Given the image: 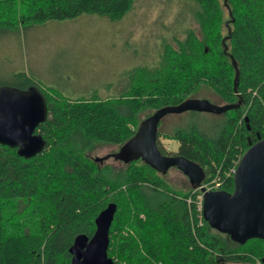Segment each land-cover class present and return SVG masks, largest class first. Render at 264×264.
Returning <instances> with one entry per match:
<instances>
[{
  "label": "trees",
  "instance_id": "1",
  "mask_svg": "<svg viewBox=\"0 0 264 264\" xmlns=\"http://www.w3.org/2000/svg\"><path fill=\"white\" fill-rule=\"evenodd\" d=\"M133 1L0 0V30L82 14L118 19ZM191 1L197 29L163 41L157 64L128 70L117 96L69 98L22 70L0 83L33 84L47 105L35 129L46 141L42 151L24 158L0 144V264H70L74 236H91L96 214L109 201L116 210L106 254L117 264H261L264 241L239 243L211 228L202 218L199 189L173 190L141 158L112 167L87 152L94 142L121 146L144 109L177 105L203 87L223 104L240 99V105L220 112L221 123L208 133L196 127L162 133L157 126L156 146L165 154L159 137L175 139L176 154L203 168L202 182L213 178L215 190H233L230 169L247 148V136H264V0ZM223 6L231 12L225 33Z\"/></svg>",
  "mask_w": 264,
  "mask_h": 264
},
{
  "label": "rangeland",
  "instance_id": "2",
  "mask_svg": "<svg viewBox=\"0 0 264 264\" xmlns=\"http://www.w3.org/2000/svg\"><path fill=\"white\" fill-rule=\"evenodd\" d=\"M194 7L196 4L191 0H134L118 19L82 14L73 19L48 20L43 24L20 27L16 31L0 30V83L12 81L13 73L22 70L69 98L117 96L127 84L128 70L157 64L163 41L183 37L189 27L197 29L192 12ZM222 13V32L225 33L229 12L224 6ZM189 97L223 104L203 87L192 91ZM152 112L144 109L138 123ZM220 116L221 113L196 110L171 112L162 116L157 126L162 133L192 127L208 133L221 123ZM159 139L165 150H177L175 139L162 136ZM119 148V145L94 142L87 152L94 159L108 155L102 161H96L100 165L118 167L124 161L111 154ZM160 176L175 191L184 193L193 188L176 167H170ZM212 180L202 184L207 188ZM253 264L260 262L256 260Z\"/></svg>",
  "mask_w": 264,
  "mask_h": 264
},
{
  "label": "water",
  "instance_id": "3",
  "mask_svg": "<svg viewBox=\"0 0 264 264\" xmlns=\"http://www.w3.org/2000/svg\"><path fill=\"white\" fill-rule=\"evenodd\" d=\"M228 12L231 15L230 10ZM231 62L235 69V90L238 71L233 58ZM239 105L240 99L233 104H215L206 98L188 97L177 105L157 108L140 121L134 135L111 156L125 162L141 158L160 174L176 167L193 188L201 191L200 211L211 228L228 232L239 243L250 238L264 241V136L256 133L255 141L247 136L248 146L237 161L231 192L205 189L201 185L205 174L198 163L179 154H162L156 146L157 125L167 113L186 110L220 113ZM46 117V99L37 86L32 84L28 88H18L0 85V144L16 148L17 154L24 158L36 155L45 147L46 141L35 129ZM107 157H96L95 160L102 161ZM115 210V202L109 201L96 214L92 235L78 233L74 236L68 248L70 264H117L106 254L108 231ZM261 264H264V256Z\"/></svg>",
  "mask_w": 264,
  "mask_h": 264
},
{
  "label": "built area",
  "instance_id": "4",
  "mask_svg": "<svg viewBox=\"0 0 264 264\" xmlns=\"http://www.w3.org/2000/svg\"><path fill=\"white\" fill-rule=\"evenodd\" d=\"M230 170L234 173L235 168L230 169ZM201 185L204 186L202 183H201ZM218 186H219V182L212 180L211 183H210V185L207 186V188L205 186L204 187H205V189L215 190V188L218 187ZM200 207H201V200H200Z\"/></svg>",
  "mask_w": 264,
  "mask_h": 264
},
{
  "label": "flooded vegetation",
  "instance_id": "5",
  "mask_svg": "<svg viewBox=\"0 0 264 264\" xmlns=\"http://www.w3.org/2000/svg\"><path fill=\"white\" fill-rule=\"evenodd\" d=\"M165 154H166V155H172V154H176V152H170V151H168V152H166Z\"/></svg>",
  "mask_w": 264,
  "mask_h": 264
},
{
  "label": "bare ground",
  "instance_id": "6",
  "mask_svg": "<svg viewBox=\"0 0 264 264\" xmlns=\"http://www.w3.org/2000/svg\"><path fill=\"white\" fill-rule=\"evenodd\" d=\"M180 155V154H179Z\"/></svg>",
  "mask_w": 264,
  "mask_h": 264
},
{
  "label": "crops",
  "instance_id": "7",
  "mask_svg": "<svg viewBox=\"0 0 264 264\" xmlns=\"http://www.w3.org/2000/svg\"><path fill=\"white\" fill-rule=\"evenodd\" d=\"M253 264V263H252Z\"/></svg>",
  "mask_w": 264,
  "mask_h": 264
}]
</instances>
